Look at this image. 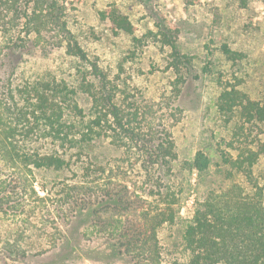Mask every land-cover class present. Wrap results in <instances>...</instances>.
Returning a JSON list of instances; mask_svg holds the SVG:
<instances>
[{
    "label": "trees",
    "instance_id": "trees-1",
    "mask_svg": "<svg viewBox=\"0 0 264 264\" xmlns=\"http://www.w3.org/2000/svg\"><path fill=\"white\" fill-rule=\"evenodd\" d=\"M250 1L238 0V5L247 7ZM199 2L183 0L186 6ZM33 5L27 15L26 24L31 27L28 31L41 36L44 30L57 27L67 41L66 53L79 66L74 86L63 79L46 78L24 86L26 104L15 112L10 105L2 104L0 161L17 177L0 178V213L16 192L26 198L34 197L38 202L33 207L48 209V196L37 194L29 176L36 169L71 171L76 180L64 184L60 194L61 203L69 209V213L64 210V215L75 216L79 212L88 216L87 230L90 225V233L102 234L128 258L129 264H264V185L255 173L263 150L254 149L253 145L254 128L264 122V102L251 99L236 83L221 86L215 105L229 125L226 145L230 149H218L215 162L198 149L191 160H183L180 165L196 173L200 182L210 170L222 181L216 185L207 182L202 194L195 198L190 216L183 217L182 184L164 182L171 175L172 163L178 160L170 126L151 106L145 108L136 100L125 101L126 97L118 101L114 84L106 82L105 74L89 60L65 21L60 20L62 8L55 0H34ZM13 9L17 17V7ZM100 16L110 21L114 32L132 35L137 45H142V38L152 37L160 46L168 47L169 67L176 73V80L181 78L180 69L190 63V58L179 51L177 25L160 18L154 31L138 37L133 34L131 21L114 5L101 11ZM220 49L231 61L242 57L227 43ZM174 90L179 91L177 85ZM77 93L89 98L88 120L76 99ZM27 137L55 143L62 151L22 148ZM97 138L108 139L119 155L103 161L94 150ZM126 162L132 168L137 166L140 175L135 190H130L119 177ZM178 222H182L179 250L164 260L159 231ZM0 239L1 264H5L6 257L21 259L29 255L19 240Z\"/></svg>",
    "mask_w": 264,
    "mask_h": 264
},
{
    "label": "rangeland",
    "instance_id": "rangeland-1",
    "mask_svg": "<svg viewBox=\"0 0 264 264\" xmlns=\"http://www.w3.org/2000/svg\"><path fill=\"white\" fill-rule=\"evenodd\" d=\"M55 1L62 8L60 20L65 21L89 60L105 74L106 82L114 84L118 101L126 97L125 101L136 100L145 108L151 106L170 126L178 160L172 163L171 175L164 182L182 184L185 192L180 212L183 217L190 216L194 200L207 182L221 184L222 178L210 170L200 182L196 173L182 167L181 162L191 160L198 149L207 152L215 162L218 149H230L226 145L230 139L229 125L215 105L221 86L236 83L251 99L264 102V0H251L247 7H240L238 0H200L188 6L183 0ZM33 4L34 0H0V112L2 104L10 105L14 112L26 104L28 96L22 91L25 85L46 78L63 79L70 87L76 82L79 63L66 53L64 34L54 25L41 36L28 31L31 27L26 24L27 15ZM111 5L127 16L133 24V34L138 37L154 31L160 18L179 27V51L190 58V63L180 69V79L176 80V73L169 67L168 47L160 46L152 37L142 38V45H137L132 35L113 31L110 21L100 16ZM13 6L17 7V17ZM45 6L43 3L42 7ZM223 43L239 51L242 57L235 61L227 59L220 49ZM75 96L88 120L89 98L82 93ZM254 136V149L263 150L255 173L264 185V122L255 126ZM94 143V150L103 161L119 155L106 138H97ZM21 147L40 152L55 148L62 151L55 143L30 137ZM120 170L119 177L130 190H135L140 182L137 166L132 168L126 162ZM1 177L10 180L17 175L0 161ZM29 179L38 195L48 196V209L33 207L38 202L34 197L26 198L19 192L12 195L11 203L0 213V238L19 240L29 255L21 259L6 257L5 264H129L128 258L102 234L90 233V225L87 230L88 216L79 212L75 216L64 215V210L69 213V209L61 203L60 194L64 184L76 180L71 171L36 169ZM181 223L159 231L164 260L179 250Z\"/></svg>",
    "mask_w": 264,
    "mask_h": 264
}]
</instances>
